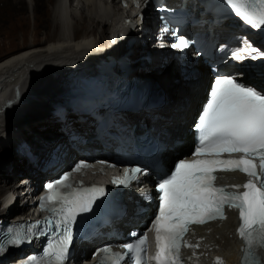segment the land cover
Wrapping results in <instances>:
<instances>
[{"label":"bare ground","instance_id":"1","mask_svg":"<svg viewBox=\"0 0 264 264\" xmlns=\"http://www.w3.org/2000/svg\"><path fill=\"white\" fill-rule=\"evenodd\" d=\"M8 1L10 3L14 1L15 6L17 3L20 4L17 5L18 13L15 21L13 20V34L19 31L22 36L27 34L29 30L27 11L33 14L30 18H34L35 28L29 31L32 38L27 45L22 46L24 49L0 61V151L6 149L12 155L13 150L15 151L13 159L9 161L10 158H6L7 162L0 163V193H4L0 199V219L15 222L17 215L27 212V207L19 204L23 199L20 198V200L14 195L27 189L29 184L25 183L28 178L34 184L49 178L48 170L45 169L48 163L40 164L39 160L50 148L52 140L63 135L59 131L62 127L59 122L60 116L71 117L66 127L78 128L85 137L89 136L90 128H92L89 122L79 121L77 115L67 114L66 111L77 103L75 98L70 101L75 87L88 73L91 74L92 70L96 69V63L102 58L118 59L121 55L130 52V66L133 68L130 77L148 78L157 86L155 98L161 101L159 104L161 106L157 111L144 113L139 118L149 122V115H158L159 118L153 126L154 132L159 133L167 146V150L161 156L163 164L171 165L176 158L175 152L184 153V155L190 152L193 135L188 132V129L201 100L205 98V86L210 78L209 69L202 65L201 60L195 65V73L183 74L177 61H171L169 65L162 66L164 57H170V55L162 49H156L151 44L149 36L144 34L145 30L153 27L156 18L152 3H148L144 10L136 8L130 11L123 8L118 0H55L52 9L47 6L48 0ZM140 10L145 13V18L142 20ZM4 19L8 21L9 17L5 16ZM227 30L228 27L220 26L216 33L223 36ZM110 35L114 44L109 41ZM256 41L257 37L253 35L251 42L262 49L263 46L257 45ZM109 48L120 51L113 54L108 50ZM147 51L151 52L152 60L145 61L143 64L141 56ZM86 52H94L98 56L83 64H62L65 71H69L73 66L76 71L74 75L69 74L65 79L56 83L61 86L71 83L70 86L60 89L63 97L44 100L45 104L49 101L46 106L57 107L58 114L54 109L55 117L50 124L39 120L33 126L8 137L3 136L5 119L9 111L12 113L15 106L17 110H20V107H25L27 102L44 98L48 88L51 89L54 85L53 80L56 76L50 75L51 70L48 64L55 59L49 62H46V59H52L54 55H64L63 58H68L73 54ZM193 53L195 54L196 51ZM250 59L246 57L245 60L250 68L247 72L250 76L249 82L264 85V64L251 63ZM22 101L26 102L21 105ZM41 105L44 107V104ZM38 110L40 113L33 121L51 117V113H47V110ZM124 118L132 123L137 121L132 114L125 113ZM14 130L16 128L10 129L9 133ZM29 131L32 135H29ZM23 141H27L32 147L38 157L36 158L38 166L34 165L35 161L29 164L28 157L21 155L20 146ZM176 141H182V144L174 147ZM77 145L91 152L95 148H100L99 146L89 148L78 143ZM65 150L59 151V158L55 160L56 162L66 160L62 153ZM65 157L68 158V156ZM47 159L50 160V155ZM224 178L240 182L246 179L239 173H230ZM25 197L31 199L28 192ZM237 223L236 213L230 211L227 220L197 228V233L191 239L193 245L199 244V247H192L190 250L191 264H217V258L222 261V264H240L242 241L236 234ZM32 252L28 251L27 255ZM6 255L7 252L1 257ZM9 260L12 261V259ZM261 264H264V256L261 257Z\"/></svg>","mask_w":264,"mask_h":264},{"label":"snow or ice","instance_id":"2","mask_svg":"<svg viewBox=\"0 0 264 264\" xmlns=\"http://www.w3.org/2000/svg\"><path fill=\"white\" fill-rule=\"evenodd\" d=\"M222 2L245 25L264 29V0ZM174 47L186 49L189 41L179 36ZM261 56L264 52L250 45L233 53L236 60ZM195 127V159L178 160L156 185L160 203L152 223L155 254L148 255L146 234L133 233L136 239L122 245L124 252L114 251L110 246L99 249L97 254H103L100 264H183L181 249L199 247L185 240L191 226L226 219L225 207L239 210L238 234L246 242L245 264H251L253 249L264 251V85L247 83L236 74L218 75ZM226 153L229 158H224ZM237 153L242 155L232 158ZM218 171H239L248 179L243 184L218 186L215 183ZM142 175L143 169L131 168L114 183L130 187ZM46 187L49 194L45 207L52 213L44 222L47 232L9 229L3 244H30L34 237L51 233L40 258L32 256L30 264H68L77 218L93 210L96 201L105 195V189L76 187L68 174ZM37 226L40 227L39 222ZM0 251L7 248L0 247ZM217 264H222L219 258ZM255 264H261L260 260Z\"/></svg>","mask_w":264,"mask_h":264},{"label":"rangeland","instance_id":"3","mask_svg":"<svg viewBox=\"0 0 264 264\" xmlns=\"http://www.w3.org/2000/svg\"><path fill=\"white\" fill-rule=\"evenodd\" d=\"M54 3H55V0H48L47 1V6L49 7V9H52V7L54 6ZM15 4L16 3L14 1H11V3H10V1H8V0H4V1L0 2V61L6 57L12 55V54L17 53L18 51H21L22 49H24V47L22 48V46L27 45L32 38L30 36L31 34L29 31L31 29L35 28L34 21H33L34 18L33 17L30 18V16H33V14L31 15L30 12L27 11V13H28L27 14V16H28L27 22L29 23V26H28L29 30H28L27 34L25 36H22L20 31L13 34L12 26L14 25L13 24L15 21L14 19L18 13L17 5L19 3H17L16 6H15ZM5 16L9 17L8 21H6L4 19ZM16 29H18V28H16ZM109 41H110V43L114 44V41H113V38L111 37V35L109 36ZM263 47H262V49L258 47V49H260V52H264ZM108 50L110 52H112L113 54L120 51V50H114L111 48H109ZM121 50H122V48H121ZM97 56L98 55H96L94 52L93 53L86 52V53H82V54H79V53L73 54V55L69 56L68 58H63L64 55H62V56L54 55V58H52V59L47 58L46 62H49V61L55 59L48 64V67L51 70L50 75L56 76L55 79L53 80L54 85L52 86L51 89H50V87L48 88V91H47L46 95H44V98H40V99H36V100L30 101V102H27L25 104V107H23V106L20 107V110H17V108L15 106L12 113L9 111V114L7 115V117L5 119V130L3 132V136L8 137L15 132H18V131H21L27 127L33 126L39 120H43L44 121L43 123H49L50 124V122L55 117L54 109H57V107L52 108L51 106H46V104H48L49 101H47L48 103L45 104L44 100L45 101L48 99L55 100L59 97H63V94H62V92H60V89L65 88L67 86H70L71 83H68V84L62 85V86L56 85V83H59L60 81L65 79L66 76L69 74H70V76L74 75L75 71H76V68L73 65H72L73 67L69 71H65L62 64H66V63L83 64V63H85V62L89 61L90 59L95 58ZM73 99H74V97L71 95L70 101H72ZM24 102H26V101H22L21 105L24 104ZM41 104H44V107ZM40 107H42V108H40ZM38 109L47 110V113H51L50 114L51 117H47V119H40L39 118V119H36L33 121V119L36 118L40 113V111ZM150 116H154V114L150 115ZM137 123L140 124V121H137ZM57 127H59V126H57ZM14 128H16V130L9 133L10 129L12 130ZM28 133H29V135H32V132L29 131ZM14 154H15L14 150H13V155L8 153V150H6V149L0 151V163L7 162L6 158H10L9 159V161H10L11 159L14 158ZM17 181H19V180H17ZM3 194H4L3 192L0 193V199L3 197Z\"/></svg>","mask_w":264,"mask_h":264}]
</instances>
